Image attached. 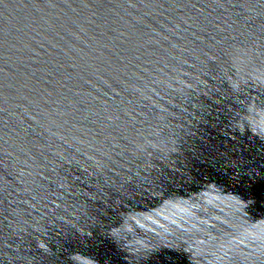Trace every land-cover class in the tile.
<instances>
[{
	"label": "water",
	"instance_id": "obj_1",
	"mask_svg": "<svg viewBox=\"0 0 264 264\" xmlns=\"http://www.w3.org/2000/svg\"><path fill=\"white\" fill-rule=\"evenodd\" d=\"M0 264H264V0H0Z\"/></svg>",
	"mask_w": 264,
	"mask_h": 264
}]
</instances>
